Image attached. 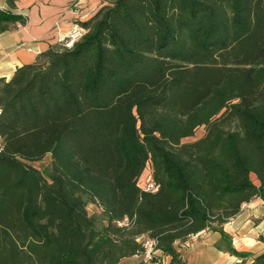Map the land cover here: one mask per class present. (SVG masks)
<instances>
[{
    "label": "trees",
    "instance_id": "obj_1",
    "mask_svg": "<svg viewBox=\"0 0 264 264\" xmlns=\"http://www.w3.org/2000/svg\"><path fill=\"white\" fill-rule=\"evenodd\" d=\"M79 25L0 77V264H120L148 239L184 264L203 230L246 257L223 225L264 200V0H108Z\"/></svg>",
    "mask_w": 264,
    "mask_h": 264
},
{
    "label": "crops",
    "instance_id": "obj_2",
    "mask_svg": "<svg viewBox=\"0 0 264 264\" xmlns=\"http://www.w3.org/2000/svg\"><path fill=\"white\" fill-rule=\"evenodd\" d=\"M0 0V7L24 18V22L10 23L0 33V77L8 79L17 66L32 63L37 55L59 43L72 25L85 21L97 8L108 0ZM237 251L246 252V257L230 254L218 248L220 234L203 230L189 238H202L195 243L190 254L181 256L184 264H236L249 262L264 251V200L253 197L242 204L239 213L223 225ZM210 236V238H209ZM157 254H162L157 251ZM166 263L169 257L163 255ZM142 254L124 258L126 264H135Z\"/></svg>",
    "mask_w": 264,
    "mask_h": 264
},
{
    "label": "built area",
    "instance_id": "obj_3",
    "mask_svg": "<svg viewBox=\"0 0 264 264\" xmlns=\"http://www.w3.org/2000/svg\"><path fill=\"white\" fill-rule=\"evenodd\" d=\"M84 29L77 23L73 24L71 29L63 36V41H65L66 45H70L75 39L80 37L83 33ZM61 40V41H62ZM158 185L154 182L152 175L149 173L143 183L142 189L144 191H155L157 189ZM130 219L128 216H123L120 219H117L115 223L120 227H126L130 224ZM145 250L142 253L143 260L151 263V264H164L162 260V255L157 254L156 249L153 248V241L152 240H146L144 242ZM158 256L160 259L153 261V258Z\"/></svg>",
    "mask_w": 264,
    "mask_h": 264
},
{
    "label": "rangeland",
    "instance_id": "obj_4",
    "mask_svg": "<svg viewBox=\"0 0 264 264\" xmlns=\"http://www.w3.org/2000/svg\"><path fill=\"white\" fill-rule=\"evenodd\" d=\"M204 130L203 127H199L196 129V131L194 132L193 136L187 137L184 140H192L195 139L199 136H201L203 134ZM49 160H50V156L47 154L43 159L39 160V161H35L32 164L39 169L40 171L43 172V174H46L48 168H49ZM149 174L148 170H145V173L143 174L142 178H141V186H143L144 180L146 178V176ZM253 180L255 179L254 176L252 175ZM87 211L89 214L93 215L96 219L98 224L102 223V219H101V209L99 206H97L94 203L89 202L87 204ZM204 236L202 238H188L185 242L182 243H177V249L179 250L180 253H182L183 256L187 257L190 252H191V248L192 246L197 243L200 242L201 239H203ZM210 238V236H209ZM142 239V238H141ZM162 255V254H161ZM163 260L164 264H167L165 261V258L163 259V256L161 257ZM127 262L123 259L121 261L120 264H126Z\"/></svg>",
    "mask_w": 264,
    "mask_h": 264
}]
</instances>
